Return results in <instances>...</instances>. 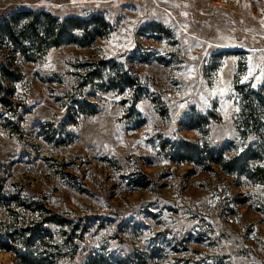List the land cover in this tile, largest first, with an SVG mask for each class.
<instances>
[{"label": "rangeland", "instance_id": "374dc122", "mask_svg": "<svg viewBox=\"0 0 264 264\" xmlns=\"http://www.w3.org/2000/svg\"><path fill=\"white\" fill-rule=\"evenodd\" d=\"M19 11L109 28L5 82L0 264H264L260 104L257 134L239 130L242 94L264 97V0H0V23ZM110 60L132 87L85 78ZM82 97L94 107L67 118ZM184 142L201 149L189 164Z\"/></svg>", "mask_w": 264, "mask_h": 264}, {"label": "trees", "instance_id": "16d2710c", "mask_svg": "<svg viewBox=\"0 0 264 264\" xmlns=\"http://www.w3.org/2000/svg\"><path fill=\"white\" fill-rule=\"evenodd\" d=\"M153 27H156V31H162L163 29L158 24H153ZM108 28L109 25L100 16H92L88 19L70 18L59 21L45 13L19 11L3 20L0 23V95L6 93L5 82L13 83L19 80L21 68L18 65L19 63H32L42 58L50 49L63 45L90 46L94 40L104 37ZM165 31H162L166 33L165 35H171L169 31ZM95 66H100V68L97 69ZM95 66L89 65L92 70H89L85 78H90V81H97L102 87H106L105 92L117 90L120 85L126 88L135 84L134 78L129 74L127 75L126 72L116 69L112 60L100 61ZM242 95L245 100L243 97L239 130L244 129L246 131L249 129V131L253 130V134H257L259 124L263 121V119L261 120L263 113H260L261 111L254 102L258 106L260 104L259 107L263 109L264 97L256 92H245ZM84 98L73 100L72 105L68 106L70 109L67 110V118H75V109L94 107L91 102H87ZM2 99V101H8L4 97ZM247 100H249L248 104L244 106L243 103ZM81 114L94 115L96 110L82 112ZM200 150L199 145L187 142L174 148L175 155L181 158L180 163L188 164L199 157ZM215 159L214 164L239 172L243 171L244 161L246 163V159L241 162V158H233L225 162L220 154ZM258 172L263 174L261 177H264L262 170ZM45 221L48 225H62L65 223L63 219L57 217H51ZM67 224L69 225V223ZM36 235L37 231L29 235L26 241L34 240ZM19 260L22 264H36L38 261L33 254L20 256Z\"/></svg>", "mask_w": 264, "mask_h": 264}]
</instances>
